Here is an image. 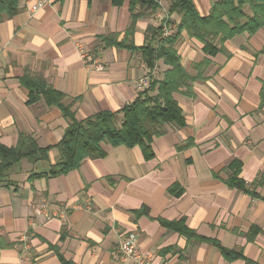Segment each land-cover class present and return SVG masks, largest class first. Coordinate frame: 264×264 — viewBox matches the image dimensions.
<instances>
[{"label": "crops", "instance_id": "1", "mask_svg": "<svg viewBox=\"0 0 264 264\" xmlns=\"http://www.w3.org/2000/svg\"><path fill=\"white\" fill-rule=\"evenodd\" d=\"M37 1L22 0L20 11L0 23V142L12 147L22 133L31 134L52 149L47 160H22L0 185V264H62L53 246L78 264H131L117 257L130 231L139 233L141 248L153 252L156 264H264V25L226 40L213 56L182 33L174 48L190 79L174 97L186 125L165 124L153 139V158L138 145L103 143L104 157L32 180L31 174L60 160L55 145L69 121L43 99L28 102L22 78H41L63 92L77 120L120 111L137 98L138 82L150 68L141 50L107 46L104 36L140 48L149 42L150 26L168 21L174 33L181 20L169 10L174 0L154 11L137 6L145 14L132 32L130 0L119 6L112 0H50L32 13ZM193 1L207 16L218 0ZM157 39L150 42L157 46ZM79 42L105 59L104 72L88 69ZM156 68L153 79L161 80L170 66L160 59ZM235 160L248 190L226 183ZM43 204L49 216L36 214ZM161 219L184 221L244 256L228 260L212 242L188 240ZM25 246L30 255L24 257Z\"/></svg>", "mask_w": 264, "mask_h": 264}, {"label": "trees", "instance_id": "2", "mask_svg": "<svg viewBox=\"0 0 264 264\" xmlns=\"http://www.w3.org/2000/svg\"><path fill=\"white\" fill-rule=\"evenodd\" d=\"M112 2L119 6L124 0H112ZM21 4L22 0H0V23L5 18L16 15L20 11ZM158 5L155 0H130L132 22L128 32H132L138 17L145 14L136 12L137 6L143 10L154 11L158 9ZM169 10L172 13L177 12L181 20L172 36L168 38H158L162 31L160 26L148 28L149 42L140 48L132 42H120L113 35L104 36L107 46L141 50L144 62L150 69L154 68L160 59L170 66L163 79H152L150 86L141 90L137 98L120 111H101L84 120H77L72 106L65 103L66 95L63 92L53 88L41 78L28 74L22 78V83L29 89L28 102L43 99L49 106L58 107L69 121L63 137L55 145L60 152V160L48 171L31 174L30 179L64 175L78 169L88 158H102L106 155L103 143L126 147L138 145L146 159L153 158L155 155L152 147L153 139L164 132L163 126L186 125V116L174 97L175 92L182 91L189 85L190 79L174 48L182 33L186 32L190 37L199 40L203 44V50L213 56L224 49L226 40L242 33L253 34L264 25V0H218L207 16L199 14L193 0H174ZM156 39L157 46L150 42ZM120 114L124 116L118 124ZM51 149L50 146H40L31 134L22 133L17 145L12 147L0 142V185L7 184L9 172L22 160L33 164L47 160ZM241 167V163L237 160L229 164L228 170H231V174L226 179V183L231 188L248 190L245 181L240 178ZM173 188L170 189L173 191ZM160 222L163 226L184 235L188 240L212 242L228 260L244 256L241 250L225 248L218 240L200 236L184 221L161 219ZM52 248L62 264H78L66 258L57 246Z\"/></svg>", "mask_w": 264, "mask_h": 264}, {"label": "built area", "instance_id": "3", "mask_svg": "<svg viewBox=\"0 0 264 264\" xmlns=\"http://www.w3.org/2000/svg\"><path fill=\"white\" fill-rule=\"evenodd\" d=\"M50 0H38L36 3L30 5V10L32 13L37 12L40 8H42L46 3ZM158 4H163V0H155ZM22 4L21 6H23ZM169 22L166 21L162 26L161 37L168 38L172 36L173 30L169 26ZM79 52L85 61L88 69L90 71L96 72H104L106 69L105 59L100 55L96 56L92 54V52L82 43H78ZM157 73L156 66L151 68L148 75L144 78L140 79L138 82V88L144 90L145 88L150 86L151 80ZM36 214H45L49 216L48 211L46 209L45 204L42 206L36 207ZM118 259L122 262H131V264H156L153 259V252L150 250H143L140 246V235L137 231H130L125 234L117 247ZM24 257L30 255L29 246H25Z\"/></svg>", "mask_w": 264, "mask_h": 264}, {"label": "rangeland", "instance_id": "4", "mask_svg": "<svg viewBox=\"0 0 264 264\" xmlns=\"http://www.w3.org/2000/svg\"><path fill=\"white\" fill-rule=\"evenodd\" d=\"M118 116L119 117H118V122L117 123L119 124L121 122V120H122V118H123L124 115L123 114H120ZM26 162H28V161H26Z\"/></svg>", "mask_w": 264, "mask_h": 264}]
</instances>
